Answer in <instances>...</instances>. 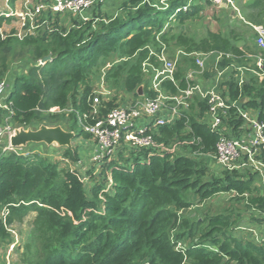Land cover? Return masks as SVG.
<instances>
[{"label": "trees", "instance_id": "16d2710c", "mask_svg": "<svg viewBox=\"0 0 264 264\" xmlns=\"http://www.w3.org/2000/svg\"><path fill=\"white\" fill-rule=\"evenodd\" d=\"M115 1L116 11L105 13V3H99L94 8L100 13L71 28L59 27L49 33L45 29L24 37L17 31L5 37L0 34V83L9 80L7 108L0 112L11 116L13 127L62 126L89 141L86 127L118 106L115 96L102 100L96 112L92 105L96 94L93 75L117 51L126 59L116 64L113 58V65L103 70L106 84L117 85L132 96L138 95L139 86L144 87V95L151 94V81L142 63L151 47L159 48L157 34L166 28L164 19L183 0H172L166 8L158 5L160 0ZM15 2L8 0L11 6L6 13ZM197 2L203 4L181 12V21L212 0ZM260 5L264 6V0H252L248 8ZM5 18L0 17V25ZM167 33H162L165 41ZM240 39L234 31H209L206 39L196 43L179 34L177 46L186 52L218 50L235 55L221 61L223 68L252 55L261 75L248 73L242 83L232 79L226 85L231 101H245L264 121V66L257 68L255 58L264 57V49L236 45ZM49 53L53 58L40 64ZM151 59L156 62L155 57ZM188 66L194 62L189 60ZM206 111V102L195 99L183 118L148 132L157 147L166 150L150 153L123 140L98 170L86 166L77 147L61 150L51 146L77 163L74 168H61L35 146L4 150L2 144L0 240L10 242L9 225L34 212L22 246L24 264H264V244L235 234L242 224L264 221L261 174L253 166L214 170L208 161L211 158L205 156L216 154L220 136L238 129L243 120L232 106V120L212 131ZM175 146L186 152L167 150ZM256 157L264 162V148H258ZM232 192L235 201L245 202L252 217L231 210L209 216L203 225L199 219L180 214L191 207L192 193L205 202Z\"/></svg>", "mask_w": 264, "mask_h": 264}, {"label": "built area", "instance_id": "2783aa9c", "mask_svg": "<svg viewBox=\"0 0 264 264\" xmlns=\"http://www.w3.org/2000/svg\"><path fill=\"white\" fill-rule=\"evenodd\" d=\"M45 1H39L37 4H31L27 1V10L25 12L19 14L17 10H10V13L4 11L0 15L5 17L19 15L24 19L30 18L32 28L26 33L20 31L16 33L18 36L24 37L30 34L29 31L33 32V28H37L33 21L45 9H49L50 13L55 16L72 14L83 18V14L92 10L95 5L107 3L109 0ZM197 1L183 0V4L176 7L172 18H176L181 12L191 11L194 7L199 6V4H203ZM168 4V2L163 3L164 8ZM254 28L257 34L256 42L258 46L264 49V25H254ZM163 32L164 30L157 34L159 48L155 49L151 47L149 57L142 63L143 71L151 81L149 87L151 94L145 96H132L130 94L131 98H135L134 100L120 102L117 107L110 110L104 119H100L94 125L86 127V130L94 135V142L92 144H95L92 148L95 154L94 160L97 161L96 170L100 169L101 166L99 164L104 162L106 156L112 158L123 140L134 148L148 150L150 153L166 150L165 147H157L158 142L148 132L163 124H170L183 118L184 113L190 109L195 99H202L208 106L205 118L212 131L220 130L222 127L227 126L226 122L232 120V106L237 107V117L243 120L242 125L238 129L232 128V132L220 136L216 154L205 156L211 158L218 169L226 168L233 170L235 168H250L253 166L264 180V162L258 160L256 157L258 148H264V121L260 119L255 109L245 104V101L235 102L230 99L226 84L234 79L231 70H233L236 64L232 63L230 66L224 68L220 66L224 58H236V56L218 50L186 52L179 49V54L194 62V66L185 68L179 78L177 73L181 72L180 65L182 64L181 60H179L180 56L170 55L168 44L162 38ZM0 34L3 37L7 35L4 33ZM152 57H155L156 62L152 61ZM255 58L257 68H262L264 66V57L259 55L255 56ZM213 59L216 60L214 71L208 68V64ZM41 60L40 64H42ZM258 70L254 66L249 68L248 71L252 74L261 75ZM229 73L230 76L228 78L226 75ZM244 78L241 75L238 80L242 83ZM182 83H184V86L181 85ZM8 88L9 84L6 81L0 83V97L3 99L0 103L1 108H7L4 100L8 96ZM173 89H176V91ZM5 91H7L6 94ZM142 91L144 93V89ZM100 104V97L95 94L92 104L96 109L95 112ZM52 110L58 109L53 108ZM10 119L11 116L8 115L6 122L0 126V139L8 141L7 144H3L4 150L19 148L13 146L11 143V138L15 135L16 129L12 126ZM167 150L172 153L186 152L180 151L177 146ZM193 154L200 155L201 153L193 152ZM7 213L8 211L5 212V215ZM262 216L264 217V213ZM236 231L240 233L242 238L252 239L258 244H264V224L260 229L249 224H242Z\"/></svg>", "mask_w": 264, "mask_h": 264}, {"label": "rangeland", "instance_id": "374dc122", "mask_svg": "<svg viewBox=\"0 0 264 264\" xmlns=\"http://www.w3.org/2000/svg\"><path fill=\"white\" fill-rule=\"evenodd\" d=\"M27 1L30 2L31 4H37L39 1L46 2L45 0H16L15 5L13 7V11L17 10L19 14H21L22 12H25V10H27V6H26ZM156 1L158 2V0ZM170 1L172 0H160L158 5L162 6L163 3L170 2ZM224 1L226 0H218V1H212L210 3H207L204 5L203 8H201L200 11H196L194 14H191L189 17L185 18L182 21H181L180 15L177 16L176 19L168 20L169 18H172V15L164 19V24L166 25L164 32H166V30L168 32L166 34V41H167V44L169 47V53L171 56H175V55H178V57L183 56L178 53L179 47L177 46L178 45L177 36L179 34H184V36H186L187 38L194 40L196 43H200L201 41L206 39L209 31H213V32L221 31L219 28L218 29H215V28L218 26L217 20L220 19L219 12L221 8L219 4H222ZM7 3H8V0H0V14L4 12L2 11L4 10V8H7L6 7ZM9 8L10 7H8V9ZM96 8H92V10H90L89 12L84 13L83 18L79 15L76 16L72 14H63L60 16H55L50 13L49 9H45L43 13L38 14L35 21H33V23L35 24L37 28H33L32 30L33 32L29 31V33L34 34L36 32L43 31L45 29L48 30V33H49L52 30L59 28V27L71 28L72 26L79 23V21L80 23H85L86 21L90 20L94 16L95 13H100V12H97ZM194 9L195 8H193L192 10ZM249 10L252 13L249 14L248 17L253 22V25H264V21L261 15L262 13L261 5L258 8L253 9V10L249 8ZM86 16H88V18H86ZM232 20L229 21L228 24H236L237 21L234 19V21L232 22ZM223 22L224 20H222V23ZM2 24L3 25H0V29L4 27L3 31L7 34L12 33V31H20V32L26 33L30 28H32V21L30 20V18L24 19L20 17L19 15L17 16L12 15L11 19L7 21L4 20ZM221 28L223 29L224 25ZM231 28H236V27L231 26ZM245 30L247 32V35L253 36L255 40L257 39V34H256V30L254 26L250 24H246ZM119 56L120 55L118 51L113 53L109 61L106 63L105 67L102 69V71L93 75V82L95 84V87H94L95 92H96V95L100 97L101 102L102 100H107V97H114V96L117 99L118 105L120 104V102L122 103L124 101H131L135 99V98H131L132 96H130V94H127L126 91L123 90V88H120L117 85H112L109 83L106 84L104 82L105 81L104 71L113 65V62H112L113 58H115L114 61L116 64H119L123 60L126 59V58H122ZM179 58H180L179 60H181L182 62V64L180 65V69L182 73V71L185 69L186 64L187 65L189 64V59H186L185 61V59H182L183 57H179ZM215 61L216 60L213 59V61H211L208 64V68L214 69ZM249 63L252 64V62H249ZM252 65L254 67V63ZM239 76L241 77V75ZM240 77H238V79ZM8 81L6 82L9 84ZM140 96H145V95L143 93V94H140ZM105 117H103L102 119H104ZM15 129H16V132L22 129L29 130V128H24V127H18ZM36 129L34 128L33 130H36ZM89 136L91 137L89 141H86L85 140L86 138L84 137L76 136L72 140L71 147H74V148L77 147L79 150V156L81 157V160H86L87 161L86 166L92 167V166H96L95 164L97 163V161L94 160L95 154L93 153V148H92V146L95 144V143L92 144L94 142L93 141L94 135L90 133ZM44 146L47 149L43 151L42 154L47 157L48 156L51 157L54 161H58L61 168H74L77 165V163H75L76 162L75 160L64 158L63 154L55 149V148H60L62 150V148H65L67 146H60L58 144L52 145V147H55V148H51L50 145H44ZM208 161L211 165V168L215 170L216 164L213 162V160L209 159ZM213 169H212V172H213ZM88 179L87 180L89 182L92 181L90 177ZM234 198L235 197H234L233 192L232 193H220L216 195L215 197L206 200L205 202H201L200 199L197 197V195L195 193H192L190 195V201L192 202L191 207L188 209H182L180 214H182L183 216L190 217V220L199 219L203 222V225L207 224V219L209 216H212L213 214L227 213V212H230L231 210L235 214H239L240 216L246 215V216L252 217L253 214H251V212L248 211V208L245 202L243 200L239 201L238 199H236L237 201L236 202ZM33 218H34V212H31L25 217V219L22 222L15 220V222L9 225V232L11 233V241L2 242V240H0V264H24L23 261L21 260V254L23 253L22 246L24 245L25 241L28 239V234L30 232V229L32 228ZM238 218L240 219V217ZM253 223L255 225L259 224V222H256V221H253Z\"/></svg>", "mask_w": 264, "mask_h": 264}, {"label": "crops", "instance_id": "0c3cea01", "mask_svg": "<svg viewBox=\"0 0 264 264\" xmlns=\"http://www.w3.org/2000/svg\"><path fill=\"white\" fill-rule=\"evenodd\" d=\"M250 1H252V0H226L222 4H219V6L221 8L220 12H219L220 19L217 20L218 26L215 29L219 28L221 30V32H227V33H230L231 31L237 32L238 37H242V39H240V41H238V42H235L236 45H247L249 47H253V48L257 49L258 47L259 48H261V47L258 46V44H257L255 38H253V36L247 35V32L245 30L246 24H250V25L254 26L253 22L248 17V15L252 13L248 8ZM115 3H116L115 0H113V1L109 0L107 3L103 4L102 5L103 6L102 7L103 12L110 13L114 10L116 11V5L117 4H115ZM8 5H9V3L6 4L7 8H4V10H2V11L8 10V7H9ZM261 7H262L261 15H262V18L264 21V6L262 5ZM11 17L3 19L2 23L4 20L7 21V20L11 19ZM234 19L237 21L236 24H228L229 21L232 20V22H233ZM222 20H224L223 23H222ZM1 25H3V24H1ZM223 25H224V28L222 29L221 27ZM231 26H235L236 28H231ZM230 29H232V30H230ZM3 30H4V27H2L0 29V33L7 34ZM216 32H220V31H216ZM180 57H183L182 59H185V61H186L185 56H180ZM252 58H253L252 55H247L246 59H244L243 61H241V62L237 61L236 62V65H234L233 70H231V73L234 76L235 80H238V77H240L239 74L243 75V77H245V78L247 77V75L249 73V71H248L249 68L253 67L252 64L255 63ZM249 62H252V64H250ZM186 67H189V66L186 64L185 68ZM211 69L214 71L213 68H211ZM213 75H214V73H213ZM229 76H230V73L228 75H226V77H228V78H229ZM202 81H203V79H202ZM6 93H7V91H5V94ZM1 101H3V99L0 97V103H1ZM1 109L2 108L0 107V110ZM6 117H8V115L5 116L3 113L0 112V126L6 122ZM7 143H8V141L6 139H0V147L2 144H7ZM41 146H43V147H41ZM35 147L38 148V151H40L41 153L46 150L45 146L42 144H36ZM34 216H35V213H34ZM263 224H264V221L260 222L258 225H255V224H251V225H253V226L255 225V227L260 229V228H262ZM235 234L241 238V235L239 232H237Z\"/></svg>", "mask_w": 264, "mask_h": 264}, {"label": "water", "instance_id": "95a60500", "mask_svg": "<svg viewBox=\"0 0 264 264\" xmlns=\"http://www.w3.org/2000/svg\"><path fill=\"white\" fill-rule=\"evenodd\" d=\"M53 58L52 53L44 56L41 60L42 64L50 61ZM143 86L139 87L138 94H143ZM9 90V88H8ZM78 136L73 131H67L62 126H41L36 130L29 129V130H20L17 131L15 135L11 138V143L15 147L21 146H31L34 147L36 144H43V145H55L58 144L60 146H72V140Z\"/></svg>", "mask_w": 264, "mask_h": 264}]
</instances>
